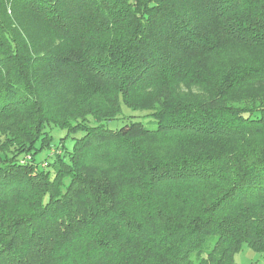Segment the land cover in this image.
<instances>
[{"label":"trees","instance_id":"1","mask_svg":"<svg viewBox=\"0 0 264 264\" xmlns=\"http://www.w3.org/2000/svg\"><path fill=\"white\" fill-rule=\"evenodd\" d=\"M244 247L264 253V0H0V264Z\"/></svg>","mask_w":264,"mask_h":264},{"label":"rangeland","instance_id":"2","mask_svg":"<svg viewBox=\"0 0 264 264\" xmlns=\"http://www.w3.org/2000/svg\"><path fill=\"white\" fill-rule=\"evenodd\" d=\"M121 125L120 121H114L110 123L108 127L116 129ZM56 152L55 150L50 151L51 154H56ZM26 159H28V156ZM234 264H264V253H257L244 247V249L234 257Z\"/></svg>","mask_w":264,"mask_h":264}]
</instances>
